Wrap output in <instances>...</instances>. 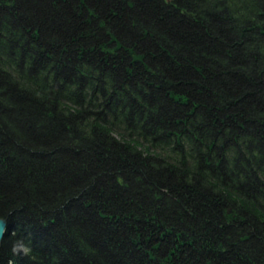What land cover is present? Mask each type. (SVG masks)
Returning a JSON list of instances; mask_svg holds the SVG:
<instances>
[{"label":"trees","instance_id":"1","mask_svg":"<svg viewBox=\"0 0 264 264\" xmlns=\"http://www.w3.org/2000/svg\"><path fill=\"white\" fill-rule=\"evenodd\" d=\"M1 217L0 264H264V0H0Z\"/></svg>","mask_w":264,"mask_h":264},{"label":"clouds","instance_id":"2","mask_svg":"<svg viewBox=\"0 0 264 264\" xmlns=\"http://www.w3.org/2000/svg\"><path fill=\"white\" fill-rule=\"evenodd\" d=\"M30 251L31 249L24 244L23 240L16 241L12 247L13 254L28 255Z\"/></svg>","mask_w":264,"mask_h":264},{"label":"water","instance_id":"3","mask_svg":"<svg viewBox=\"0 0 264 264\" xmlns=\"http://www.w3.org/2000/svg\"><path fill=\"white\" fill-rule=\"evenodd\" d=\"M7 220L5 218H0V244L3 240V237L5 236L6 229H7Z\"/></svg>","mask_w":264,"mask_h":264}]
</instances>
